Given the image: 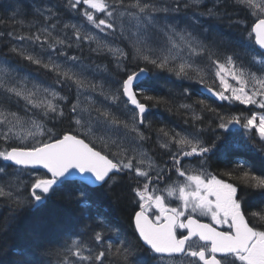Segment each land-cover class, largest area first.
Returning a JSON list of instances; mask_svg holds the SVG:
<instances>
[{
    "label": "snow or ice",
    "instance_id": "1",
    "mask_svg": "<svg viewBox=\"0 0 264 264\" xmlns=\"http://www.w3.org/2000/svg\"><path fill=\"white\" fill-rule=\"evenodd\" d=\"M200 7L191 20L172 15ZM33 12L24 34L16 30L23 22L15 10L0 17L8 28L0 31L7 49L0 53V204L7 208L0 264H53L48 257L55 264H264V174L242 159L209 170L224 142L216 129L238 126L247 138L238 147L250 144L264 157V0H214L211 7L201 0H49ZM201 17L227 19L237 36L225 40ZM85 47L108 64L69 54ZM12 57L53 82L23 74ZM149 65L190 82L179 95L191 103L177 111L188 115L191 130H156L162 161L146 146L152 122L145 102L167 103L144 91L140 78ZM192 84L250 114L193 100ZM65 88L75 89L74 99ZM205 112L211 119L198 127ZM64 120L68 128L57 131L54 122ZM193 157L196 166L184 163ZM100 191L117 202L130 197L135 243L113 239L92 195ZM57 195L76 204L77 230L54 225L62 233L55 246L43 228L10 245L19 212ZM138 249L148 259L138 258Z\"/></svg>",
    "mask_w": 264,
    "mask_h": 264
},
{
    "label": "trees",
    "instance_id": "2",
    "mask_svg": "<svg viewBox=\"0 0 264 264\" xmlns=\"http://www.w3.org/2000/svg\"><path fill=\"white\" fill-rule=\"evenodd\" d=\"M51 2L55 3V0H51ZM158 2L168 4V0H158ZM180 2L183 4L185 1L180 0ZM187 2L191 4V1ZM213 2L214 0H207L203 1L202 4L211 7ZM48 3L49 0H0V17H5L6 12L7 16H12L13 11L15 10V20L23 22L22 25H17L16 30L20 34H24L27 31L28 23L33 22L34 7L41 4L47 5ZM8 5H11V7H7ZM181 10L183 12L193 10L192 12L194 13V11L202 12L204 9L203 7H200L198 9L189 8L187 10L182 8ZM182 11L178 14L182 15ZM229 11H231V9H229ZM193 13L191 15H193ZM187 16L188 15L185 16L186 20H191ZM203 20L206 24L205 27L211 25L215 32L221 34L225 40L233 39L237 36L236 29L229 26L227 19L209 20L207 17H201L200 21L203 22ZM7 30L8 28L0 24V31ZM6 51L7 49L4 47V41L0 40V53H4ZM69 52L75 53L77 55H83V57L86 59L96 62L95 58L93 57L96 55L90 54L86 47L83 53H80L76 49L69 50ZM11 59L18 65L39 73L50 83L53 82L52 77L43 70H38L26 62L18 61L15 57H12ZM99 60L108 64V59L101 57ZM140 66L144 67L143 64ZM147 72L148 75L142 81L144 85V91L148 95L162 97L167 101V103L162 102L158 105H155V103L151 101L145 102L150 108L147 113V117H149L148 120L152 122V128L146 129L147 134L151 137V140L147 142V146L152 150V154L157 158V160L162 161L167 160V155L164 154L163 150L159 149L157 146L156 130L160 127H167L168 129H174L175 131L191 129L190 125L185 123V120L189 118L188 115L183 113V110L177 111L178 105L180 103H191V100H186L179 95L180 91L182 90V86H188L190 82L180 81L170 73L162 72L150 65L148 66ZM191 87L194 92V95L192 96L193 100L198 98L205 99L210 104H212V106L216 107L222 112L244 111L246 114L249 113L247 106L239 105L238 102L235 104H229L226 101H218L208 94L202 92L199 85L192 84ZM64 90L69 94L71 99L75 97L74 89L72 92H69L67 88ZM201 92L203 95H199ZM202 115L205 117V123L198 125V127L206 128L208 120L211 119V115L207 112L202 113ZM54 123L56 124L57 131L66 130L69 126L67 120L62 122L56 121ZM49 125L52 127L53 122H50ZM213 127L215 126L213 125ZM243 131V129L232 128L229 131L216 129V134L224 137V142L221 144L220 149L211 157L209 167L210 171H219L226 166H230V160L242 159L247 160L257 174H264V157H261L250 144H248L246 147H238L242 142L247 143V138L243 135ZM206 135L211 136L212 132H207ZM2 146L3 143L0 142V147ZM3 163L4 162L0 161V165H3ZM12 170L13 169H8L10 172ZM2 179H6V177L0 178V180ZM92 195H94L97 199L100 211L106 214L105 217H102V219H105L106 223H109L113 226V239L115 240L117 238L116 234H118V238L121 241L127 240L131 243H135L133 230L129 226L130 213L132 211L130 197L125 196L124 199H122L120 202H117L111 194L104 191L93 192ZM6 214L7 208L3 204H0V216H4ZM78 222L79 216L76 204H69L62 198V196L57 195L50 201H47L41 207L24 208L19 212L18 219L13 226L14 231L9 234V244L11 245L13 243L23 242L24 238L32 233L35 229L43 228L49 233L47 237L48 240L52 242L53 246H55L56 242L61 239L62 233L53 231V226L56 224H63L65 230L75 231L78 228ZM137 257L148 259L147 254L142 249H138ZM46 259H51L53 264H55L53 257H48Z\"/></svg>",
    "mask_w": 264,
    "mask_h": 264
},
{
    "label": "rangeland",
    "instance_id": "3",
    "mask_svg": "<svg viewBox=\"0 0 264 264\" xmlns=\"http://www.w3.org/2000/svg\"><path fill=\"white\" fill-rule=\"evenodd\" d=\"M183 1H185V0H183ZM187 1H191V0H187ZM203 1H207V0H201V2H203ZM175 1H173V0H168V4H173ZM182 11V10H181ZM180 11V12H181ZM193 10H189V11H182V15H179V14H172V15H178L180 18H181V20H186V15H188L187 17L189 18V19H192L193 18V15H191L193 12H192ZM186 14V15H185ZM73 22H77L76 20H73ZM200 23H203L202 25L205 27L206 26V24H205V21L203 20V22L202 21H200ZM181 26H183V25H181ZM110 39H111V37H110ZM121 46H123V45H121ZM69 54L70 55H77V54H75V53H72V52H69ZM94 58H95V61L96 62H93V61H90V60H88V59H85V63H88V64H92L93 66L95 65V64H107V63H104V61H101V60H99V58H101V57H97V56H93ZM12 63L14 64V65H16L17 63H15V62H13L12 61ZM19 67L21 68V70H22V73L23 74H30V76H31V78L32 79H35V80H38V81H41V82H44V83H46V84H51L49 81H47L45 78H43L42 77V75H40L39 73H37V72H35V71H33V70H31V69H29V68H24V67H22V66H20L19 65ZM104 75H107V74H104ZM74 92H75V89H74ZM63 94H67V95H69L65 90H64V92H63ZM74 99V98H73ZM83 99V98H82ZM252 108L254 109V110H252V111H257V112H259V111H261L260 109H258V108H255L254 106H252ZM250 114V113H249ZM147 119H149V117H147ZM49 127H51V125H49ZM236 127H238V126H232L231 128H236ZM185 130H187V129H183V130H179L180 132H182V131H185ZM189 130H191V129H189ZM147 146V145H146ZM148 147V146H147ZM188 159H191V158H188ZM189 162L187 163V165H189V166H193V164L190 162V160H188ZM23 179H27V173L25 172V174L23 175V177H22Z\"/></svg>",
    "mask_w": 264,
    "mask_h": 264
},
{
    "label": "water",
    "instance_id": "4",
    "mask_svg": "<svg viewBox=\"0 0 264 264\" xmlns=\"http://www.w3.org/2000/svg\"><path fill=\"white\" fill-rule=\"evenodd\" d=\"M145 75H146V73L142 74V76H141L140 79L142 80V78H143ZM202 91H203L204 93L208 94L209 96H211V94L207 93V92L204 91L203 89H202ZM211 97H213V96H211ZM213 98H215V97H213ZM215 99H216V98H215ZM216 100H218V99H216Z\"/></svg>",
    "mask_w": 264,
    "mask_h": 264
},
{
    "label": "flooded vegetation",
    "instance_id": "5",
    "mask_svg": "<svg viewBox=\"0 0 264 264\" xmlns=\"http://www.w3.org/2000/svg\"><path fill=\"white\" fill-rule=\"evenodd\" d=\"M155 158H156V157H155ZM156 159H157V158H156ZM186 161H187V159L185 160V162H184V163L187 165V162H186ZM193 166H196V165H195V163L193 164Z\"/></svg>",
    "mask_w": 264,
    "mask_h": 264
}]
</instances>
